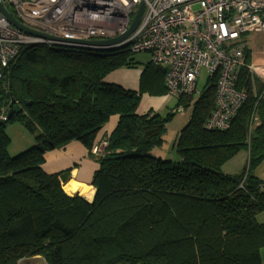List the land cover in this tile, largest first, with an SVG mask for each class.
Returning <instances> with one entry per match:
<instances>
[{"label":"trees","instance_id":"obj_1","mask_svg":"<svg viewBox=\"0 0 264 264\" xmlns=\"http://www.w3.org/2000/svg\"><path fill=\"white\" fill-rule=\"evenodd\" d=\"M129 51L25 44L1 72L0 264L36 256L46 264H264V179L256 173L264 162V83L254 89L240 71L236 87L247 95L226 129L205 127L214 84L181 100L187 120L167 159L155 151L174 113L136 112L142 93L165 94V69L147 63L138 92L107 80L131 67ZM244 54L249 63L246 47ZM114 114L92 201L68 195V170L46 173L44 153L70 140L89 150ZM10 122L34 134L17 155L7 150ZM240 151L244 169L225 172Z\"/></svg>","mask_w":264,"mask_h":264},{"label":"built area","instance_id":"obj_2","mask_svg":"<svg viewBox=\"0 0 264 264\" xmlns=\"http://www.w3.org/2000/svg\"><path fill=\"white\" fill-rule=\"evenodd\" d=\"M60 1L66 3L69 23L60 27L53 17ZM142 0H2L14 17L21 22L35 25L55 36L78 38L111 39L126 32L131 21V11ZM236 6L237 15L228 12L227 4ZM86 3H90L86 6ZM197 3L196 7H193ZM264 0H150L137 30L129 37L113 43L116 47L129 50L139 47L152 51L155 63L167 62L169 72L165 80L178 96L192 95L196 90L193 82L199 76L200 66L209 71L220 68L221 75L216 86L215 108L205 122L207 129H226L231 117L246 98V93L236 87L237 77L229 70L237 62H243L245 43L241 37L239 46L243 49H227L223 43L237 32L259 33V18ZM109 20V27L97 24L101 19ZM99 20V21H98ZM97 23V24H96ZM231 27L232 31H227ZM103 38V39H102ZM9 25L8 19L0 13V76L7 60L15 55L19 47L31 40ZM76 47L82 45L76 44ZM112 48V46H109ZM141 49V48H140ZM249 77H261L264 83V64L247 63ZM195 90V91H194ZM171 96V95H170ZM175 97V96H174ZM172 109L184 113L181 100ZM4 118V116H0ZM106 139H96L91 146L94 154L105 151Z\"/></svg>","mask_w":264,"mask_h":264},{"label":"rangeland","instance_id":"obj_3","mask_svg":"<svg viewBox=\"0 0 264 264\" xmlns=\"http://www.w3.org/2000/svg\"><path fill=\"white\" fill-rule=\"evenodd\" d=\"M242 39L245 43L246 48L250 50L251 62L256 64H264V30L259 33H245L242 36ZM127 60L131 62V67H126L122 65L115 70H112L110 74H113L115 79H120L115 72L120 69H131L135 75L138 76V87L140 84L141 73L143 72L144 66L150 61V54L147 51H138L131 52L129 51L128 55H126ZM206 68L201 67L200 75L197 82V89L193 93L192 98L196 99L200 93L209 87V84L206 83ZM107 75V80L110 78ZM251 82L254 85V89L258 87V84H263L261 77H257L255 75L250 76ZM118 84L117 82H115ZM177 97H168V101L166 103L167 106H164L160 110V114L162 116H166V114L171 111L178 102ZM186 114V115H185ZM188 109L185 110V113H176L172 116L171 120L167 123V135L165 139V143L161 149H156V154L164 155L167 159H174L176 156L175 151L171 147V135L170 132L180 130L185 124L187 120ZM4 132L7 134L9 139L7 150L11 154L21 153L25 148L32 146L34 143V134L28 131L24 126H22L18 122H10L6 123L3 128ZM155 155V154H154ZM247 156L245 151H240L239 154H236L230 160L226 162L224 170L227 173H240L244 167L246 166ZM96 190V189H95ZM264 217H261V220ZM262 259L264 260V252L262 253ZM19 264H46L43 258H34V257H25Z\"/></svg>","mask_w":264,"mask_h":264},{"label":"bare ground","instance_id":"obj_4","mask_svg":"<svg viewBox=\"0 0 264 264\" xmlns=\"http://www.w3.org/2000/svg\"><path fill=\"white\" fill-rule=\"evenodd\" d=\"M2 1V0H1ZM143 1V9H142V13H141V16H140V19H139V22L137 23V25L135 26V28L127 35V37H129V36H131L136 30H137V28L139 27V25H140V23L142 22V19H143V17H144V15H145V12H146V10H147V1H150V0H142ZM142 1H140V2H138L137 4H135L134 6H133V8H132V11H131V16H132V18H131V21L129 22V25H128V27H127V29H126V31L128 30V28L130 27V24H131V22H132V20H133V18H134V16H135V13H136V11H137V9H138V6H139V4L142 2ZM3 3V2H2ZM4 4V3H3ZM90 3H86V6L87 5H89ZM4 6L6 7V9L8 10V11H10L11 13H12V11H11V8L7 5V4H4ZM58 6H59V8H58V11L57 12H55V13H53V17H54V19L56 20V22L59 24V26L60 27H65L68 23H69V20L67 19V15H66V13H64V10H66L67 9V6H66V3L65 2H63V1H60L59 2V4H58ZM197 6V3H194V5H193V7H196ZM228 12H230L231 14H234V15H237L238 13V11H237V8H236V6H234V5H231V4H229V2H228V4H227V9H226ZM261 11L262 12H264V7L261 9ZM1 13V12H0ZM2 14V13H1ZM13 14V13H12ZM3 15V14H2ZM14 16V15H13ZM99 21V20H98ZM20 24H22L24 27H26V28H28L29 30H31V32H29V31H26V30H23V29H21V28H19L18 26H15L14 24H12V22H10L9 20H8V23H9V25L10 26H12L13 28H16V29H18L19 31H21L22 33H24V34H26V35H29L32 39L31 40H29V41H27V42H25V43H23L22 45H25V44H42V45H45V46H47V47H49V48H51V49H59V50H62V49H66V48H68V49H70V48H74V47H76V44H78V45H82V47H80V48H85V49H95V50H101V48H92V47H89V46H85V44H82V43H74V42H71V41H69V40H99V39H94L95 37H90V38H78V37H74V34L72 33V32H69V36L70 37H63V36H55V35H52V34H50V33H47V32H45L44 30H42L41 28H38V27H36L35 25H30V24H27V23H25V22H21V21H18ZM97 24V23H96ZM101 24L103 25V26H106V27H109V20L108 19H106V18H104V19H101L100 21H99V24H97L98 25V27H99V31H100V27L102 28V29H104L102 26H101ZM259 24H260V31H263L264 30V15H261V17L259 18ZM227 31H232V28L231 27H228L227 28ZM245 33H247V31H242V32H240V31H238L237 32V35L235 36V37H233V38H228V39H226L225 41H224V43H223V47H225V48H227V49H233V48H239L240 50L241 49H243V47L241 48L240 46H239V40L241 39V37L245 34ZM116 38V37H115ZM103 39V38H102ZM112 39V38H111ZM103 40H105V39H103ZM113 44V43H112ZM21 45V46H22ZM114 45V44H113ZM113 45H111V44H109L107 47H105L106 49H108V48H110L109 46H112V48H117L116 46H113ZM20 46V47H21ZM19 47V48H20ZM141 48V49H140ZM18 51H19V49H18ZM17 51V52H18ZM131 52H138V51H147V52H149V54H150V61H149V63L151 64V65H153V66H158V67H162V68H164L165 69V78H166V76H167V73L169 72V64L167 63V62H160V63H155L154 61H153V57H152V51L150 50V49H145V48H142V47H139L138 49H131L130 50ZM17 52L15 53V55L17 54ZM15 55L14 56H12L11 58H9L8 60H7V63H6V65L5 66H3L2 67V69H1V71H3V69L5 68V67H7V65H8V63L15 57ZM201 67H205L206 68V77H205V80H206V83L207 84H209V87L212 85V84H214L215 86H217V83L219 82V77H220V75H221V70H220V68H216V69H214V70H212V71H209L208 69H207V67L206 66H203V65H201L200 66V69H199V74H200V70H201ZM240 71H243V72H245L246 74L248 73V76H249V67H248V65H247V62H246V56H245V54H243V62L242 61H240V62H237L236 63V66H233L230 70H229V73L231 74V75H235L237 78H238V75H239V73H240ZM109 75V74H108ZM107 77V76H106ZM198 78H199V76H197L196 77V79L194 80V82H193V86H194V89L196 90L197 89V82H198ZM113 83H115V82H113ZM164 83H165V94L166 95H171L170 97H177V98H179L180 100H183L184 98H185V96L186 95H183V96H178L176 93H177V91H172L171 90V88H170V85H168L167 84V81L166 80H164ZM118 85H120L121 86V84H118ZM122 88H124V89H128V90H133V91H139V89H140V84H139V88H136V89H129V88H125V87H123V86H121ZM206 89V88H205ZM194 90V91H195ZM246 93V92H245ZM143 94V93H142ZM247 95V94H246ZM215 103H216V101H215ZM171 112L172 113H174L172 110H171ZM147 113V112H146ZM169 113V112H168ZM184 113H185V110H184ZM144 114V113H143ZM154 114H157V113H154ZM174 114H176V113H174ZM114 115H117V114H114ZM159 116H162L161 114H158ZM6 117V116H5ZM117 117H118V115H117ZM162 117H164V116H162ZM117 121H118V118H117ZM116 124H117V122H116ZM116 124H115V126H116ZM104 126V125H103ZM102 126V127H103ZM115 128V127H114ZM114 130V129H113ZM112 130V131H113ZM100 131V130H99ZM98 131V132H99ZM111 131V132H112ZM111 134V133H110ZM110 134H108V135H105L104 137H95V139L93 140V142L96 140V139H106L107 140V142L109 141L108 140V137H109V135ZM107 146H108V144H107ZM107 146H106V148H107ZM106 148H105V151H106ZM89 151V153L90 154H92L93 156H95V157H99V156H101V155H103L104 153H105V151L102 153V154H100V155H97V154H94L92 151H91V148L88 150ZM78 186H81V188H82V191H84V193H86V195H87V197H91V191L90 192H88V187L87 186H85L84 184H78V183H75V182H70V183H67V184H64L63 185V189L67 192V193H69L71 190H73V189H75V188H77ZM94 186V185H93Z\"/></svg>","mask_w":264,"mask_h":264},{"label":"crops","instance_id":"obj_5","mask_svg":"<svg viewBox=\"0 0 264 264\" xmlns=\"http://www.w3.org/2000/svg\"><path fill=\"white\" fill-rule=\"evenodd\" d=\"M115 74L120 79H115L113 74H110L108 76L110 80L108 81L117 82L118 84H121V86L129 89H136L138 87V76L135 75L131 69H120L116 71ZM168 97L170 96L166 94L161 96H152L148 93H143L136 108V112L138 114H143L151 111L153 113L160 114V110L164 106H167L166 103L168 101ZM117 118V115H111L108 121L97 133L96 137H104L105 135L110 134L115 127ZM176 132L177 131L170 132L172 138ZM245 153L247 156V152ZM225 165L226 163L224 164L223 169ZM98 167L99 163L97 157L90 154L88 148L77 140H70L58 148L46 151L44 153V161L42 163V169L46 173L68 170V181L65 184L70 182L84 184L88 187V192L91 191V197H87L86 193L82 191L81 186L71 190L68 195H79L84 197L89 202L92 201L95 194V187L91 184V180L94 171L97 170ZM256 173L259 178L264 179V162L258 166ZM262 217H264V215H262ZM34 258H39V256Z\"/></svg>","mask_w":264,"mask_h":264},{"label":"water","instance_id":"obj_6","mask_svg":"<svg viewBox=\"0 0 264 264\" xmlns=\"http://www.w3.org/2000/svg\"><path fill=\"white\" fill-rule=\"evenodd\" d=\"M142 9H143V1L139 4L138 9H137V11L135 13V16H134V18H133L128 30L124 34H122V35H120V36H118L116 38L105 39V40H88V41L87 40H69V41L74 42V43H82V44H85V46H89V47H92V48H101V50H103L109 44L116 43V42L122 40L123 38H125L135 28V26L139 22V19H140L141 13H142ZM0 12L10 22H12V24H14L15 26H18L19 28H21L23 30L31 32V30H29L28 28L24 27L22 24H20L18 22V20L13 16V14L6 9V7L4 6V4L2 3L1 0H0ZM9 113H10V110L7 112V116L9 115Z\"/></svg>","mask_w":264,"mask_h":264}]
</instances>
